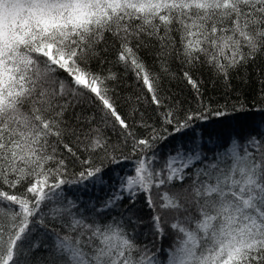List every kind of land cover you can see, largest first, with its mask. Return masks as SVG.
<instances>
[{
  "label": "snow or ice",
  "instance_id": "snow-or-ice-1",
  "mask_svg": "<svg viewBox=\"0 0 264 264\" xmlns=\"http://www.w3.org/2000/svg\"><path fill=\"white\" fill-rule=\"evenodd\" d=\"M260 59L264 0H0V264H264V130L208 158L194 126L210 111L196 74L227 91ZM109 63L139 89L123 106L94 68ZM169 128L191 147L161 155ZM133 154L131 174L106 171ZM84 181L91 206L65 188Z\"/></svg>",
  "mask_w": 264,
  "mask_h": 264
},
{
  "label": "trees",
  "instance_id": "trees-1",
  "mask_svg": "<svg viewBox=\"0 0 264 264\" xmlns=\"http://www.w3.org/2000/svg\"><path fill=\"white\" fill-rule=\"evenodd\" d=\"M108 59L114 61V56L109 55ZM145 60L151 71L160 72L159 64L155 62L153 57L145 55ZM94 68L97 71H103L105 74H107L109 69L117 73L121 82L116 86L117 99L122 106L125 98L139 92V89L136 87L135 77L131 73H125L120 65L109 63L105 64L102 68L94 65ZM170 68L173 72L179 71V65L175 62L170 65ZM196 75L203 81L204 103L210 107V111L204 113L207 117L206 119L194 122L197 137L200 138L201 142H199L200 150L206 157L212 158L214 153L224 152L233 138L247 136L249 133L255 134L257 131L264 130V94L261 92L260 84V81L264 79V59L257 60L248 69L247 73L241 72L240 75H234L232 89L227 91L219 82L213 85V78L207 69ZM245 76L247 80L244 79ZM165 83L167 86L168 82L166 81ZM171 89L180 98L191 101L190 106L192 108L197 107L189 86L173 81ZM185 106L188 107L189 105ZM241 108L244 110L240 111ZM123 110L127 111V108H123ZM217 111H223L225 115H216ZM169 131L172 132V129L169 128ZM188 139V136L172 132V135L168 136L167 141L159 145L161 155L169 152L174 153L176 146L181 143H184L186 148L191 147L187 143ZM135 160L136 156L133 154L131 159L121 160L119 164H109L108 161H104V165L106 171H109L111 175L125 171L128 173L134 168ZM199 166V162H195L192 171L194 172L195 168ZM85 185H87V188H85ZM65 188L69 198L78 195L81 197L80 203H87L89 206L92 203H96V196H103V193L98 192V190L88 188L87 181H84L81 185H67ZM77 188L80 189L79 192L76 191ZM125 203L127 202L125 201ZM131 211L143 219L145 224L148 223L152 215L143 198H138L137 203ZM144 231L147 232V229L145 228ZM42 240L43 237H38L37 242ZM147 240L154 243L155 248H162L164 250L168 249L170 243L168 238L160 240L150 235L147 236ZM155 248L153 249L154 251ZM165 255L166 253H161V259H165Z\"/></svg>",
  "mask_w": 264,
  "mask_h": 264
},
{
  "label": "rangeland",
  "instance_id": "rangeland-1",
  "mask_svg": "<svg viewBox=\"0 0 264 264\" xmlns=\"http://www.w3.org/2000/svg\"><path fill=\"white\" fill-rule=\"evenodd\" d=\"M199 142H200V138L197 137V143L199 144ZM200 143H201V142H200ZM173 154H174V153H173ZM132 172H133V169H131V171H129L128 173H126V171H125V172H123V173H119V174H121V175H124V174H131ZM116 174H118V173H116ZM116 174H115V175H116ZM87 183H88V182H87ZM88 188L93 189L92 186H91V184H89V183H88Z\"/></svg>",
  "mask_w": 264,
  "mask_h": 264
}]
</instances>
